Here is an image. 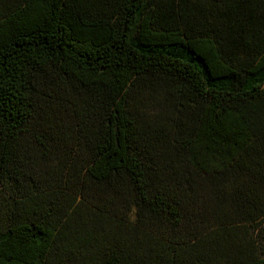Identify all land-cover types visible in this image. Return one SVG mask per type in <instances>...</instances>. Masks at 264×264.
Segmentation results:
<instances>
[{"label":"trees","instance_id":"1","mask_svg":"<svg viewBox=\"0 0 264 264\" xmlns=\"http://www.w3.org/2000/svg\"><path fill=\"white\" fill-rule=\"evenodd\" d=\"M0 264H264V0H0Z\"/></svg>","mask_w":264,"mask_h":264},{"label":"rangeland","instance_id":"2","mask_svg":"<svg viewBox=\"0 0 264 264\" xmlns=\"http://www.w3.org/2000/svg\"><path fill=\"white\" fill-rule=\"evenodd\" d=\"M130 219L133 220L134 219V215H133V212L131 213L130 215Z\"/></svg>","mask_w":264,"mask_h":264}]
</instances>
